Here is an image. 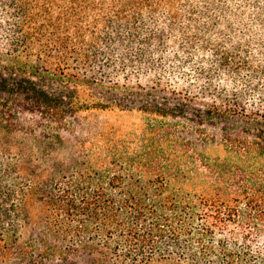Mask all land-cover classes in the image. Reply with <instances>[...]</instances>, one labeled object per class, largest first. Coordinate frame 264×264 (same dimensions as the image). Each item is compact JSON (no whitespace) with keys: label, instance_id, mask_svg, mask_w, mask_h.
<instances>
[{"label":"trees","instance_id":"trees-1","mask_svg":"<svg viewBox=\"0 0 264 264\" xmlns=\"http://www.w3.org/2000/svg\"><path fill=\"white\" fill-rule=\"evenodd\" d=\"M88 110L144 127L55 155ZM11 133L0 264H264V0H0Z\"/></svg>","mask_w":264,"mask_h":264},{"label":"rangeland","instance_id":"rangeland-1","mask_svg":"<svg viewBox=\"0 0 264 264\" xmlns=\"http://www.w3.org/2000/svg\"><path fill=\"white\" fill-rule=\"evenodd\" d=\"M199 102H195L197 104ZM145 116L141 115L137 110L134 111H119V110H88L79 113L73 127L69 131L62 133L64 139V146L57 156L67 155L70 153L75 145V141L81 139L84 135L94 133L97 130H116L117 134H126L128 132L139 133L144 127ZM17 124H25L30 126L32 119L28 115L20 116L15 119ZM20 138H24L19 133H11L6 137L0 138V162L7 160L14 162V155L20 153ZM25 139V138H24ZM23 139V140H24ZM27 143V137H26ZM27 148V146H25ZM25 148V149H26ZM22 162V161H20ZM24 162V161H23ZM24 211L28 218V223H24L18 232H20L22 239H26L30 230L37 225L38 203L36 197L31 193L26 197L24 204Z\"/></svg>","mask_w":264,"mask_h":264}]
</instances>
